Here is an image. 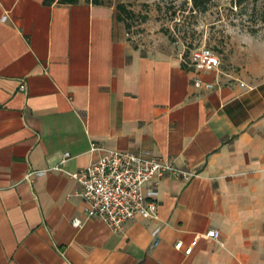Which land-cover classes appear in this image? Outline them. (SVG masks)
I'll list each match as a JSON object with an SVG mask.
<instances>
[{
    "label": "crops",
    "instance_id": "obj_1",
    "mask_svg": "<svg viewBox=\"0 0 264 264\" xmlns=\"http://www.w3.org/2000/svg\"><path fill=\"white\" fill-rule=\"evenodd\" d=\"M124 22L106 0H0V264H264V63L208 70ZM93 144L192 176L150 182L157 218L114 232L69 176Z\"/></svg>",
    "mask_w": 264,
    "mask_h": 264
},
{
    "label": "rangeland",
    "instance_id": "obj_2",
    "mask_svg": "<svg viewBox=\"0 0 264 264\" xmlns=\"http://www.w3.org/2000/svg\"><path fill=\"white\" fill-rule=\"evenodd\" d=\"M124 18L129 39L147 49L165 47L186 56L206 46L230 70L264 63V0H212L206 13L192 11V0H106Z\"/></svg>",
    "mask_w": 264,
    "mask_h": 264
},
{
    "label": "built area",
    "instance_id": "obj_3",
    "mask_svg": "<svg viewBox=\"0 0 264 264\" xmlns=\"http://www.w3.org/2000/svg\"><path fill=\"white\" fill-rule=\"evenodd\" d=\"M190 62L205 69H217L221 65L219 55L211 48L201 46L190 51ZM199 87L203 83L196 81ZM211 88V84H204ZM91 151H101L99 159L90 166L69 173L75 179L80 189L78 195L87 203L86 214L88 218L100 219L114 232L122 231L124 225L141 216L145 219H154L158 216V204L152 198L153 188L148 187L150 182L166 175H174L189 179L192 173L182 170L166 158L156 157L151 152L138 153L124 152L108 149L100 145H92ZM65 153L54 169L63 171L62 167L70 159ZM75 225L81 221L74 220ZM206 237L218 240L220 232L210 230ZM151 247L159 245L160 239L155 238ZM195 242L184 248L189 255ZM177 249H183V243L178 242Z\"/></svg>",
    "mask_w": 264,
    "mask_h": 264
},
{
    "label": "trees",
    "instance_id": "obj_4",
    "mask_svg": "<svg viewBox=\"0 0 264 264\" xmlns=\"http://www.w3.org/2000/svg\"><path fill=\"white\" fill-rule=\"evenodd\" d=\"M49 3L54 2V0H48ZM61 3H76L78 0H58ZM212 0H192V11L200 12V13H206L210 10V3ZM250 0H234V4L236 7L242 6L244 3ZM254 2H257L259 0H252ZM94 3H100V0H92ZM118 9L121 11H125L126 9L124 8L123 5H119ZM120 19L124 20L123 16L120 13Z\"/></svg>",
    "mask_w": 264,
    "mask_h": 264
}]
</instances>
